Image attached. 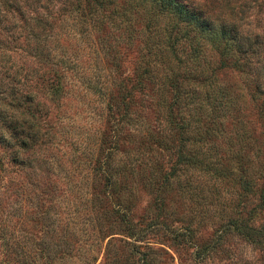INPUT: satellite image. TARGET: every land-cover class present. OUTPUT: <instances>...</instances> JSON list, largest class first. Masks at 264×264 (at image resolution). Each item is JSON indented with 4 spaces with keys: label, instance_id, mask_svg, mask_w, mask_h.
I'll return each mask as SVG.
<instances>
[{
    "label": "rangeland",
    "instance_id": "1",
    "mask_svg": "<svg viewBox=\"0 0 264 264\" xmlns=\"http://www.w3.org/2000/svg\"><path fill=\"white\" fill-rule=\"evenodd\" d=\"M123 1L110 0L102 16L85 0H0V264H140L132 250L139 241L153 256L149 264H264V236L239 228H264V94L251 98L245 73L227 67L215 79L242 92L241 123L256 156L252 191L239 187V169L219 178L178 163L174 150L160 153L163 173L150 174L159 153L146 151L145 167L118 195L105 185L103 161L127 163L140 143L134 104L125 112L115 103L119 82L133 102L131 79L148 57L142 33L130 36L110 14ZM181 1L264 43V0ZM205 45L198 59H217ZM105 81L114 82L107 93ZM150 108L142 114L154 127L161 111ZM217 141L223 152L227 145ZM129 223L145 228L144 239L126 234Z\"/></svg>",
    "mask_w": 264,
    "mask_h": 264
},
{
    "label": "trees",
    "instance_id": "2",
    "mask_svg": "<svg viewBox=\"0 0 264 264\" xmlns=\"http://www.w3.org/2000/svg\"><path fill=\"white\" fill-rule=\"evenodd\" d=\"M109 2L85 0L89 13L98 11L102 16H105L102 14L103 9ZM110 10V14L121 17L119 20L130 26V36H136L134 31L142 33L148 46V57L134 70L131 85L138 95H133V102L126 100L131 96L125 94V86L121 82L116 86L117 107L128 112L131 104H134L135 116L132 120L134 129L140 133V143L127 163L120 162L110 168L111 165L107 163L110 160L103 161V168L106 169L103 178L109 191H116L118 195V190L124 188L126 181L131 183L134 173L145 167L140 156L146 151L159 153L155 156L150 174L154 170L163 173L159 157L161 151L166 150L175 151L178 163L190 162L219 178L233 176L239 169L244 176L239 187L246 194L252 191L254 180L248 175L256 156L250 155V135L241 123L242 92L238 83L227 81L224 86L215 79V75L218 70L227 67L245 73L249 76L246 83L251 81L253 86L251 98L261 97L264 94V43L261 37L245 34L234 23L216 21L201 9L186 5L181 0H124L121 9L114 6ZM136 14L141 15L138 21L142 26L139 29L133 23ZM206 42L210 43L218 58H204L205 62L202 63L198 57L204 56ZM152 56L153 63L150 60ZM166 58H170L173 65L166 63L170 62ZM159 61L166 64L165 70L158 68ZM112 83L105 81V93L110 90L109 85ZM147 87L152 90V95L146 93ZM154 88L158 90L156 95L153 94ZM13 98L18 100L15 95ZM261 104L264 112V97L261 98ZM145 107H152L150 110L155 113L161 111L162 119L160 121L157 115L154 127L143 117ZM160 122H163L162 126ZM12 129L16 131V125ZM218 137L227 145L223 152L219 151ZM261 201L264 204V193ZM115 211L122 215V221H129L119 207ZM239 228L255 239H259L260 234L264 236V228H246V225ZM144 230L129 223L126 234L142 240ZM133 246L132 250L137 253L140 264L152 262L153 256L146 248V243L139 241Z\"/></svg>",
    "mask_w": 264,
    "mask_h": 264
}]
</instances>
